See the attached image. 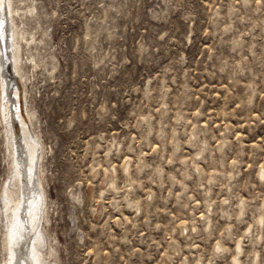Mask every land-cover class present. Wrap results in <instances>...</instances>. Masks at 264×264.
I'll list each match as a JSON object with an SVG mask.
<instances>
[{
	"label": "rangeland",
	"instance_id": "374dc122",
	"mask_svg": "<svg viewBox=\"0 0 264 264\" xmlns=\"http://www.w3.org/2000/svg\"><path fill=\"white\" fill-rule=\"evenodd\" d=\"M9 1L49 264H264V0Z\"/></svg>",
	"mask_w": 264,
	"mask_h": 264
},
{
	"label": "bare ground",
	"instance_id": "6f19581e",
	"mask_svg": "<svg viewBox=\"0 0 264 264\" xmlns=\"http://www.w3.org/2000/svg\"><path fill=\"white\" fill-rule=\"evenodd\" d=\"M5 2V9L0 6V34L2 39L4 36L2 31V16L4 15L5 10L7 18L9 14H11L10 1L5 0ZM10 25L7 21L6 48L2 51L0 48V70L2 73V88L5 99L3 113L9 129L8 139L9 146L11 147L10 153L13 154V161L16 168L14 183L15 186L18 185L19 194L17 201L12 200L10 196L9 198L3 199L6 208L10 203H13L12 206L7 208V211H10L11 214L9 213V215L6 213L8 219V234L6 242L8 257L5 264H49V260L46 257L47 253L43 250V234L37 227L40 206L38 202H34V200L41 195L38 192L39 184L35 179V166L39 147L37 142L32 138L27 118L23 112L25 101L23 88L21 87V96L19 95L17 85L13 82L12 76H10L11 74L15 76L20 70L18 65V49L16 45L18 33L16 28H10ZM1 43H4V40ZM3 51L4 53H8L10 61L9 63L6 62L5 66L2 61ZM6 70L11 74H7L5 72ZM262 175L263 172L261 171L260 176L262 177ZM258 220L261 224V221L263 220L261 214L259 218H257V222ZM219 248L222 249V245L218 244L217 249ZM234 248V253L231 257V264H240L239 255L242 252L240 241H237Z\"/></svg>",
	"mask_w": 264,
	"mask_h": 264
},
{
	"label": "water",
	"instance_id": "95a60500",
	"mask_svg": "<svg viewBox=\"0 0 264 264\" xmlns=\"http://www.w3.org/2000/svg\"><path fill=\"white\" fill-rule=\"evenodd\" d=\"M6 2H5V0H0V6H2L4 9H5V7H6V4H5ZM0 19H1V16H0ZM7 15H6V10H5V12H4V15L2 16V28H3V34H4V36H3V39H2V36H1V34H0V48H1V51L2 50H5V46H6V40H7V35H6V32H7ZM1 33V32H0ZM4 40V43H1L2 41ZM2 61H3V63H4V66H5V63L7 62V63H9L10 61H9V58H8V53L7 52H5L4 53V51H3V53H2ZM7 74H11L9 71H5ZM10 76H12V80H13V82L17 85V88H18V91H19V95H21V85H20V83H19V80H18V78L17 77H15L14 75H10Z\"/></svg>",
	"mask_w": 264,
	"mask_h": 264
}]
</instances>
